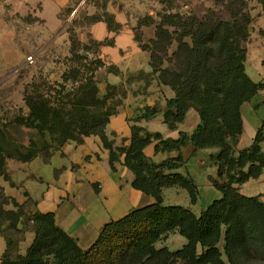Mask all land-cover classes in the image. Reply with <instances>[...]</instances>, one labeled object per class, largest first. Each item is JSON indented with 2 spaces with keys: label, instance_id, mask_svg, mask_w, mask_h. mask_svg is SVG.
<instances>
[{
  "label": "trees",
  "instance_id": "obj_1",
  "mask_svg": "<svg viewBox=\"0 0 264 264\" xmlns=\"http://www.w3.org/2000/svg\"><path fill=\"white\" fill-rule=\"evenodd\" d=\"M110 18L97 22L103 21L117 32L111 29ZM250 23L248 15L231 21L167 15L156 27L152 48L141 47L136 39L143 51L150 52L149 76L174 92L163 111L169 129L178 130L190 111L199 114L200 123L194 132H180L177 139H164L159 133L134 125L129 147L115 149L106 130L111 118L119 113L122 104L115 98L125 86L109 83L102 95L95 81L101 64L81 67L83 58L78 57L80 65L69 67L61 81L38 76L40 80H34L30 91L24 93L22 108L27 114L0 123V224L8 239L0 264H251L264 260L262 196L247 197L240 192L250 180L259 179L264 170V124L253 144L238 150L244 132L242 106L264 90V82L253 81L246 69ZM171 26L178 31L171 32ZM174 42L177 49L164 67L160 53L167 56ZM71 51L75 55V50ZM142 77L143 72L127 82ZM158 112L156 107H146L134 122L149 120ZM24 127L30 133H25ZM91 136H99L110 150L114 172L119 155L125 154L124 165L135 176L133 188L155 202L106 224L87 250L57 225L54 213L31 216L36 237L27 253L20 255L18 245L24 233L17 224L22 208L1 185L2 180H11L8 161L25 163L41 156L50 160L66 144H82ZM156 141V151L180 155L159 164L151 162L145 149ZM190 146L193 152L218 151L210 158L217 168V176L211 181L222 196L200 214L183 205H167L164 198L165 190L180 188L188 193L193 206L199 204L198 183L190 174L180 172L185 163L182 150ZM11 204L18 210H8ZM12 232L21 238L15 240ZM173 233L186 239L183 248H159Z\"/></svg>",
  "mask_w": 264,
  "mask_h": 264
},
{
  "label": "crops",
  "instance_id": "obj_2",
  "mask_svg": "<svg viewBox=\"0 0 264 264\" xmlns=\"http://www.w3.org/2000/svg\"><path fill=\"white\" fill-rule=\"evenodd\" d=\"M5 4L12 6L10 13L2 9ZM78 6V0H0V68L29 66L24 59L25 54L22 51L24 45L19 41L18 33H28L35 37L37 51L31 56L32 67L56 66V60L50 58L51 55H57L54 50L60 47L63 41L66 49H70L68 45L71 44L64 31L67 22L70 21L65 13L67 10L75 11ZM109 10L114 14L116 22L123 24L122 29L113 32L107 23L97 22L86 28L87 33L80 34V41L92 40L98 44L103 43L100 47L101 52L103 56H109L110 60L118 55L129 54L131 51L139 57H141L140 52H143L144 56L148 57L146 62L144 61V66L140 62L141 65L135 69L138 74L144 73V77L136 82L138 85L143 84V87H140L144 89V96L136 99L131 98V94L126 96L119 113L111 118L107 127L106 132L114 148L129 147L134 125L150 133H159L164 139H177L180 132L192 134L200 123L199 114L195 110L188 113L185 122L178 130H170L164 123L163 111L167 100L174 97V92L170 87L160 85L155 77L149 76L152 73L149 53L141 49L133 31L123 19L117 17L116 10L111 7ZM45 30L46 34H41V31ZM246 63L250 78L257 83L264 82L263 62L261 61V65L257 67H249V60ZM119 67L127 71L123 68L124 64ZM36 74L38 75L35 78L33 76L35 81L40 73L36 72ZM108 81L112 85L123 84L126 88L129 86L126 75L122 73L109 77ZM21 102L20 106L23 107L24 100L22 99ZM146 107H156L159 112L149 120L134 122V118L138 117ZM241 111L244 132L238 150L249 148L264 124V90L250 102L245 103ZM157 143L156 141L145 149V154L151 162L159 164L168 159H176L180 155V152L156 151ZM262 149L264 152V142ZM192 152L191 146L182 150L185 163L180 172L190 174L199 185L200 202L196 205L197 209L189 208L200 214L212 201L222 196L213 187L209 178L217 176V168L211 165L210 169L203 170L204 161L202 162L200 158L201 154L210 157L216 155L218 151L199 150L194 156ZM110 154V150L105 148L99 136H91L85 138L82 144L75 142L66 144L56 151L50 160L41 156L25 163L8 161L11 180L1 182V185L6 195L16 200L22 208L23 215L17 224V228L24 233L18 245L20 255L27 253L36 237L30 222L31 216L54 213L57 225L76 240L81 249L87 250L97 240L106 224L120 220L134 209L155 202L154 198L133 188L135 176L124 165L125 154L119 155L115 172L110 166ZM198 176L205 182L199 181ZM94 184H99L100 189L97 190ZM104 187L106 190H103ZM240 192L247 197L262 196L264 202V170L259 179L250 180L241 187ZM116 194L121 195V198L116 200L114 197ZM204 198L205 203L201 205ZM7 209L18 210L12 204ZM3 229L4 226L0 224V263L8 249V239ZM179 236L178 233H173L166 241L176 240L181 249L187 241L184 243ZM169 246L163 245L168 248Z\"/></svg>",
  "mask_w": 264,
  "mask_h": 264
},
{
  "label": "rangeland",
  "instance_id": "obj_3",
  "mask_svg": "<svg viewBox=\"0 0 264 264\" xmlns=\"http://www.w3.org/2000/svg\"><path fill=\"white\" fill-rule=\"evenodd\" d=\"M78 4L79 6L75 11L67 10V13H65V16L67 15L70 19L64 28L67 39L71 43L68 45L70 49L64 47L63 41L62 45L54 50L57 55H51L50 57L57 62V65L54 67H32L28 58L34 56L37 51L35 37L28 35V33H18L19 41L24 45L22 47V51L25 54L24 59L29 66L10 67L8 69L0 68V123H4L5 121L10 122L16 116L27 114L26 108H22L20 105L24 93L30 91L29 86L32 85V82L35 80L34 78L38 75L36 72L40 73L39 77L44 80L61 81L62 74L69 67L77 66L78 61L76 58L78 57L83 58V65L81 67L85 64L87 67H99L100 64L102 65L95 73V81L100 88L101 94L103 91H107L108 80L111 76L122 73L126 75V79H129L131 76L137 77L138 73L135 69L138 68V65H141L140 62L144 66V61L146 62L148 59L147 56V58L144 56L143 52H140L141 57L134 51H131L129 54L118 55L110 60L109 56H103L100 48L101 45L98 43L92 40L86 42L80 41V34L84 35L87 33L86 28L95 24L99 19L106 21V18L109 19L111 17V29L117 32L122 29L123 24L116 22L114 14L109 10L110 7L116 10L117 17L123 19L124 23L133 31L141 47L145 46L146 48H152L151 43L156 36V27L162 22L163 17L167 15H183L198 19L209 16L225 21H231L234 17L241 18L242 15H248L251 18V23L248 26L249 38L245 47L248 50L247 60H249V67L260 66L261 61L264 64V0H78ZM2 9L10 13L12 6L5 4V7ZM7 25L10 24L7 23ZM168 28L171 32L178 31L176 27L171 26ZM45 32L46 30L41 31V34H46ZM177 46V43L174 42L167 56L164 52L160 53L165 61L164 67L168 66L169 58L177 49ZM72 49L75 50V55L72 54ZM96 63H98V66ZM123 64L125 65L123 68H126L127 71L120 69L122 67L119 66ZM36 80H40V78H36ZM136 82L137 80L134 79L127 88H120L117 92L118 97L115 100L118 99L123 104V100L130 94L131 98L134 99L143 97V84L140 83L138 85ZM22 129L25 133H30L29 128L24 127ZM195 153L193 152L192 156ZM200 158L202 162L204 161V164H202L203 170L210 169L212 165L211 156L201 154ZM205 159L208 160L206 161ZM198 178L199 181L205 182L203 181L204 179L200 180L201 177L198 176ZM209 178L211 180L214 177L210 176ZM1 182L4 183V180ZM94 187L97 190L100 189L99 184H94ZM104 189L106 190V187ZM114 197L117 200L121 198V195L116 194ZM164 198L167 205H183L192 207L195 210L197 209L196 206L193 207L191 205L188 193L180 188L166 190ZM203 203H205V198L201 201V205ZM12 235L15 240L21 238L18 233L12 232ZM179 237L186 243L184 237ZM163 245H170L169 249L171 250L180 249V244L172 239L170 241L165 240L158 247L162 248ZM251 264H264V260L257 259Z\"/></svg>",
  "mask_w": 264,
  "mask_h": 264
},
{
  "label": "built area",
  "instance_id": "obj_4",
  "mask_svg": "<svg viewBox=\"0 0 264 264\" xmlns=\"http://www.w3.org/2000/svg\"><path fill=\"white\" fill-rule=\"evenodd\" d=\"M28 61L32 62V57H29V58H28Z\"/></svg>",
  "mask_w": 264,
  "mask_h": 264
}]
</instances>
